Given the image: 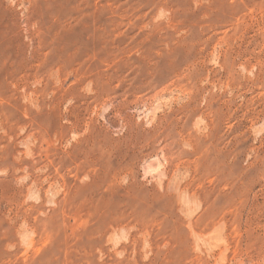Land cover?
Instances as JSON below:
<instances>
[{
    "label": "rangeland",
    "instance_id": "obj_1",
    "mask_svg": "<svg viewBox=\"0 0 264 264\" xmlns=\"http://www.w3.org/2000/svg\"><path fill=\"white\" fill-rule=\"evenodd\" d=\"M0 264H264V0H0Z\"/></svg>",
    "mask_w": 264,
    "mask_h": 264
}]
</instances>
